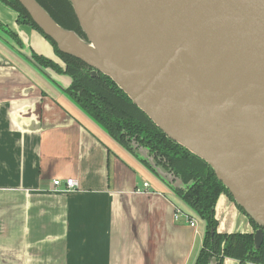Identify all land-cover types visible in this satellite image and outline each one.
Segmentation results:
<instances>
[{"label": "water", "instance_id": "water-1", "mask_svg": "<svg viewBox=\"0 0 264 264\" xmlns=\"http://www.w3.org/2000/svg\"><path fill=\"white\" fill-rule=\"evenodd\" d=\"M17 1L60 53L91 68V76L108 77L169 140L211 168L259 227L248 233L259 249L264 0H68L84 37L59 26L35 0ZM0 39L64 93L70 80L62 88L53 71L35 64L30 48H20L1 30ZM132 145L136 158L173 192L187 188L147 148Z\"/></svg>", "mask_w": 264, "mask_h": 264}, {"label": "crops", "instance_id": "crops-1", "mask_svg": "<svg viewBox=\"0 0 264 264\" xmlns=\"http://www.w3.org/2000/svg\"><path fill=\"white\" fill-rule=\"evenodd\" d=\"M0 22L25 48L56 61L45 40L1 4ZM43 76L0 39V264H194L203 221L88 116L45 92ZM66 179L76 182L73 190ZM176 209L196 226L175 220ZM215 218L219 233L253 232L224 194Z\"/></svg>", "mask_w": 264, "mask_h": 264}, {"label": "trees", "instance_id": "trees-1", "mask_svg": "<svg viewBox=\"0 0 264 264\" xmlns=\"http://www.w3.org/2000/svg\"><path fill=\"white\" fill-rule=\"evenodd\" d=\"M35 1L59 26L84 37L68 0ZM0 3L16 13L18 25L31 28L50 44L63 67L32 51L31 58L40 68L69 78L70 83L64 93L86 116L134 157L132 142L147 148L158 165L187 186L185 190H176L174 193L203 221L205 227L194 264H212V259L215 264H223L225 259L236 260L238 264H264V237L259 249L255 250L253 234L218 232L215 218L217 200L221 194L226 195L231 202L233 199L206 163L169 140L108 77L101 74L91 77L90 69L84 63L60 53L55 43L33 23L17 0H0ZM0 30L23 48L17 35L1 22ZM140 162L153 173L145 161ZM236 208L245 215L241 208ZM247 219L254 231L259 228Z\"/></svg>", "mask_w": 264, "mask_h": 264}, {"label": "rangeland", "instance_id": "rangeland-1", "mask_svg": "<svg viewBox=\"0 0 264 264\" xmlns=\"http://www.w3.org/2000/svg\"><path fill=\"white\" fill-rule=\"evenodd\" d=\"M44 43L45 44H47V45H49L46 41H44ZM30 45V44H29ZM50 46V45H49ZM44 47V45L43 46H41L40 48H43ZM51 47V46H50ZM52 49V48H51ZM53 51V50H52ZM40 53H42L43 55L44 54H48V52H46V51H44V50H42V49H40V51H39ZM53 55H54V52H53V54H52V57H53ZM44 56H46V55H44ZM49 56V55H48ZM47 57V56H46ZM51 57V56H50ZM57 61V60H56ZM58 63H59V61H58ZM61 64V63H60ZM51 76V75H50ZM52 78H54L57 82H58V84L62 87V88H65L67 85H68V83H69V79L66 77V76H64V75H57V74H54V73H52ZM43 85H44V87H43V90L45 91V92H47V93H50V94H52V97L53 98H57V99H59V103H61L62 105H64V106H66L68 109H69V111H72V112H75V113H83V112H81L80 110H79V108L75 105V106H72L73 104L71 103V102H69L68 100H66V98L64 97V93L62 92V91H59V90H57V89H55L50 83H48L47 82V80H46V78L43 76ZM60 93V94H59ZM49 96H51V95H49ZM64 103V104H63ZM71 103V104H70ZM87 117V116H86ZM97 125V124H96ZM100 129V128H99ZM102 129V128H101ZM100 129V130H101ZM101 131H103L104 132V130H101ZM105 133V132H104ZM105 135L107 136V139L109 138V139H111L108 135H107V133H105ZM123 149V148H122ZM176 205H178L182 210H184V212L185 213H187L188 215H190L191 217H193L194 219H195V221H197V222H199V223H201V219L196 215V214H194L183 202H182V200H181V202H178V204H176Z\"/></svg>", "mask_w": 264, "mask_h": 264}, {"label": "built area", "instance_id": "built-area-1", "mask_svg": "<svg viewBox=\"0 0 264 264\" xmlns=\"http://www.w3.org/2000/svg\"><path fill=\"white\" fill-rule=\"evenodd\" d=\"M53 186L54 187H60L61 182L59 180H54L53 181ZM144 187H147V184L143 185ZM76 187V182L73 179H66L65 181V189L70 191L73 190ZM139 192V191H138ZM180 217H184L185 221L189 224L190 227H195V223L193 220L189 218L186 214H183L181 211L177 210L174 213V219L178 220Z\"/></svg>", "mask_w": 264, "mask_h": 264}, {"label": "flooded vegetation", "instance_id": "flooded-vegetation-1", "mask_svg": "<svg viewBox=\"0 0 264 264\" xmlns=\"http://www.w3.org/2000/svg\"><path fill=\"white\" fill-rule=\"evenodd\" d=\"M16 24H17V22H16ZM18 25V24H17ZM4 26H6V25H4ZM20 26V25H19ZM7 27V26H6ZM25 27H27V26H25ZM8 29H10L9 27H7ZM11 30V29H10ZM12 31V30H11ZM13 32V31H12ZM20 39V38H19ZM20 41H21V39H20ZM46 41V40H45ZM47 42V41H46ZM21 43H22V45L24 46V44H23V42L21 41ZM48 43V42H47ZM49 44V43H48ZM50 45V44H49ZM52 48V47H51ZM52 50H53V48H52ZM31 51L32 52H34L35 54H37L33 49H31ZM54 52V51H53ZM37 55H39V54H37ZM42 56V55H41ZM54 56L56 57V55L54 54ZM43 57H45V56H43ZM45 58H47V57H45ZM56 60L57 61H55V62H57V64L60 66V67H63V64L61 63V61L59 60V58L58 57H56ZM54 61V60H53ZM58 61H59V63H58ZM61 63V64H60ZM88 67V66H87ZM89 68V67H88ZM90 69V76H91V72H92V69L91 68H89ZM57 75H63V74H59V73H56ZM98 74H100V73H97V75ZM97 75L95 76V77H97ZM102 75V74H101ZM45 77V76H44ZM91 77H93V76H91ZM80 110V109H79ZM81 111V110H80Z\"/></svg>", "mask_w": 264, "mask_h": 264}]
</instances>
